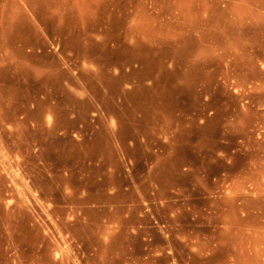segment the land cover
<instances>
[{"label": "rangeland", "instance_id": "1", "mask_svg": "<svg viewBox=\"0 0 264 264\" xmlns=\"http://www.w3.org/2000/svg\"><path fill=\"white\" fill-rule=\"evenodd\" d=\"M0 264H264V0H0Z\"/></svg>", "mask_w": 264, "mask_h": 264}, {"label": "bare ground", "instance_id": "2", "mask_svg": "<svg viewBox=\"0 0 264 264\" xmlns=\"http://www.w3.org/2000/svg\"><path fill=\"white\" fill-rule=\"evenodd\" d=\"M24 117H26V116H24Z\"/></svg>", "mask_w": 264, "mask_h": 264}]
</instances>
